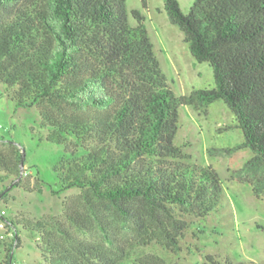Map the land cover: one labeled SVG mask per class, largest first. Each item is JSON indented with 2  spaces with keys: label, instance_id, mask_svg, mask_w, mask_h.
I'll return each instance as SVG.
<instances>
[{
  "label": "trees",
  "instance_id": "obj_1",
  "mask_svg": "<svg viewBox=\"0 0 264 264\" xmlns=\"http://www.w3.org/2000/svg\"><path fill=\"white\" fill-rule=\"evenodd\" d=\"M163 2L193 58L211 66L212 88L174 93L143 15L131 10V23L125 0H0V94L36 106L42 139L64 147L56 192L80 190L64 201L66 226L12 222L36 238L44 264H148L140 247L175 252L191 217L222 207L218 173L174 143L182 105H228L253 152L236 173L264 200V0H194L187 13ZM24 163L0 139L1 177L18 186ZM108 216L130 222L134 237L115 244ZM93 225L111 247L77 235Z\"/></svg>",
  "mask_w": 264,
  "mask_h": 264
},
{
  "label": "rangeland",
  "instance_id": "obj_2",
  "mask_svg": "<svg viewBox=\"0 0 264 264\" xmlns=\"http://www.w3.org/2000/svg\"><path fill=\"white\" fill-rule=\"evenodd\" d=\"M193 2L178 0L183 13ZM125 8L131 23L135 22L131 10L138 9L143 15L160 67L176 95L214 86L211 66L193 58L163 0H125ZM45 133L36 106L18 107L0 94V139L16 143L25 160L18 186L0 174V264H44L36 238L21 224L14 226L12 222L52 220L66 226L64 201L80 193L77 188L56 192L53 167L64 147L44 141ZM243 141L241 131L235 127L234 114L223 100L200 111L179 107L174 143L182 148L185 161L209 165L218 173L224 199L217 212L205 218H190L191 226L184 232L179 250L173 252L158 245L140 247L148 264H225L226 258L244 264H264V200L254 196L250 185L236 173L253 154L249 147L242 146ZM83 151L79 149L80 153ZM107 220L115 244H126L134 237L130 222H121L115 216H108ZM77 235L112 246L95 225L79 230Z\"/></svg>",
  "mask_w": 264,
  "mask_h": 264
}]
</instances>
